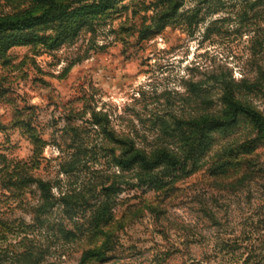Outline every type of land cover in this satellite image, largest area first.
<instances>
[{
    "label": "rangeland",
    "instance_id": "rangeland-1",
    "mask_svg": "<svg viewBox=\"0 0 264 264\" xmlns=\"http://www.w3.org/2000/svg\"><path fill=\"white\" fill-rule=\"evenodd\" d=\"M119 1L55 49L0 55V264H264L247 118L182 171L118 165V140L183 157L180 125L220 111L227 82L264 113V0H171L160 33L161 0Z\"/></svg>",
    "mask_w": 264,
    "mask_h": 264
},
{
    "label": "trees",
    "instance_id": "trees-1",
    "mask_svg": "<svg viewBox=\"0 0 264 264\" xmlns=\"http://www.w3.org/2000/svg\"><path fill=\"white\" fill-rule=\"evenodd\" d=\"M24 7L11 12H0V55H4L13 46L41 45L44 48L55 49L64 42L76 37L82 29L93 25L95 17L114 8L119 0H23ZM162 7L157 10L152 24L147 28H156L160 33L165 27L164 21L177 12L179 6L171 0H161ZM77 4V5H76ZM260 84V83H259ZM263 85V84H261ZM264 86V85H263ZM240 90L235 84H222L220 98L221 108L216 113L193 115L189 120H183L180 129L183 137V157L168 149H158L149 153L138 149L133 142L118 140L123 145V155L118 160L122 167L137 166L146 173L160 166L182 171L189 160L199 161L206 149L211 133L216 130H226L234 126L239 118H247L256 133V140L264 141V113L250 103L243 102L239 97ZM182 123V122H181ZM199 157V158H198ZM198 158V159H197ZM198 163V162H195ZM227 162H221L224 167ZM85 257H98L96 249L86 251Z\"/></svg>",
    "mask_w": 264,
    "mask_h": 264
}]
</instances>
